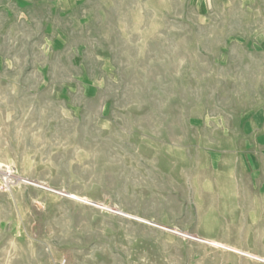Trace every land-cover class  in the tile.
<instances>
[{"label": "rangeland", "instance_id": "374dc122", "mask_svg": "<svg viewBox=\"0 0 264 264\" xmlns=\"http://www.w3.org/2000/svg\"><path fill=\"white\" fill-rule=\"evenodd\" d=\"M0 264H264V0H0Z\"/></svg>", "mask_w": 264, "mask_h": 264}]
</instances>
